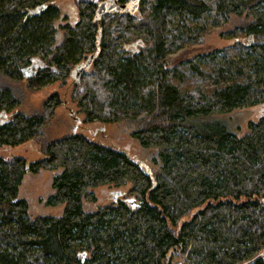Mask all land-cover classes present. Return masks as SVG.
<instances>
[{"label": "trees", "instance_id": "obj_1", "mask_svg": "<svg viewBox=\"0 0 264 264\" xmlns=\"http://www.w3.org/2000/svg\"><path fill=\"white\" fill-rule=\"evenodd\" d=\"M73 1L76 22L55 26L53 0H0V76L21 81L38 59L44 67L26 79L29 89L64 82L95 51L100 30L99 54L72 98L87 122L134 124L131 136L157 150L160 172L151 176L126 152L80 133L44 141L59 96L25 116L0 87V148L35 141L42 155L0 156V264H264V115L242 136L216 118L264 104V0H141L135 14L99 23L97 1ZM206 18L246 43L169 67L180 27ZM42 170L55 172L46 205L63 209L32 220L19 189ZM127 183L135 207L117 200L84 210L93 189Z\"/></svg>", "mask_w": 264, "mask_h": 264}, {"label": "rangeland", "instance_id": "obj_2", "mask_svg": "<svg viewBox=\"0 0 264 264\" xmlns=\"http://www.w3.org/2000/svg\"><path fill=\"white\" fill-rule=\"evenodd\" d=\"M91 1L98 2L102 0ZM52 5L58 11L57 15L53 18L55 26L66 22L71 24L76 22L78 16L73 0H53ZM115 20L113 19V21ZM187 23V27H180L179 29L182 36L181 41L166 54L167 59H169V67H176L197 55L230 47L237 41L246 43V40L241 38H224L222 33L229 29V27H224L218 22L213 23L212 18H206L202 22L187 19ZM175 25H178V21L175 22ZM202 26H205L208 30L202 32ZM196 34L201 35L200 42L190 43L184 39L186 36ZM58 36L60 35L58 34ZM135 47L140 48L137 45ZM42 67L44 66L38 59H32L31 63L22 68L23 80L9 82L0 76V87L8 88L11 95L17 101L16 106L13 107V112H19L25 116L41 114L45 100L54 93L59 96L61 104L54 110L52 118L42 130L44 141H55L73 132L80 133L102 146L126 152L144 172L150 173L151 176H155L160 172V164L156 155L157 150L155 148H142L131 136V133L135 129L134 124L129 122L103 124L85 121V116L79 111L76 102L72 98L74 86L77 87L78 91L82 88L79 80L74 83V80L71 78L72 72L64 82L49 81L47 85L39 90L29 89L26 79ZM207 88L204 87L203 90H207ZM263 115L264 104H261L254 107L234 109L229 113L218 115L216 118L225 122L223 124L229 131L242 136L247 132V124L259 120ZM39 151L40 146L37 142L28 141L14 148H0V156L6 159L19 156L26 158L27 161H36L42 158ZM54 174L55 172L42 170L34 175H25L19 189V197L26 200L30 219L33 220L36 217L44 215L55 217L61 215L63 206L50 207L46 205L47 198L53 194L51 180ZM130 188L131 186L128 183L120 188L111 185L97 187L92 190L95 194V202L84 201V210L92 212L98 207L110 205L117 200L127 203V200L132 198L128 195ZM114 197H116V201L113 200ZM173 264H182V261L176 259Z\"/></svg>", "mask_w": 264, "mask_h": 264}, {"label": "water", "instance_id": "obj_3", "mask_svg": "<svg viewBox=\"0 0 264 264\" xmlns=\"http://www.w3.org/2000/svg\"><path fill=\"white\" fill-rule=\"evenodd\" d=\"M140 2L141 0H126L124 3H120L118 2V0L98 1L96 3V8L94 11L93 21L99 23L104 15H110V14L133 15L138 11ZM41 9H44V7H42ZM99 42H100V30L98 31V35L96 37L95 51L91 53L89 56H87L85 61L77 64L75 68L72 70L71 78L74 80V82H77L79 80L80 75L83 72L88 71L92 66L93 60L99 54V50H100ZM113 200L116 201V197H114ZM127 203L132 208L136 206V202L133 198L127 200Z\"/></svg>", "mask_w": 264, "mask_h": 264}, {"label": "flooded vegetation", "instance_id": "obj_4", "mask_svg": "<svg viewBox=\"0 0 264 264\" xmlns=\"http://www.w3.org/2000/svg\"><path fill=\"white\" fill-rule=\"evenodd\" d=\"M126 0H124V2H125Z\"/></svg>", "mask_w": 264, "mask_h": 264}]
</instances>
